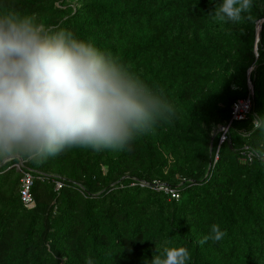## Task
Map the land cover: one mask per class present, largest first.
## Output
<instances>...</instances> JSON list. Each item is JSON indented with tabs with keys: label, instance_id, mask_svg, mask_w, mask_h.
I'll list each match as a JSON object with an SVG mask.
<instances>
[{
	"label": "trees",
	"instance_id": "1",
	"mask_svg": "<svg viewBox=\"0 0 264 264\" xmlns=\"http://www.w3.org/2000/svg\"><path fill=\"white\" fill-rule=\"evenodd\" d=\"M222 3L0 0V15L71 33L175 110L121 150L0 158V264H152L172 247L189 250L186 264H264V161L253 155L264 154V129L249 131L264 117V0L238 24L210 16ZM247 97L249 113L232 121ZM22 172L33 177L32 209ZM212 224L226 235L199 244Z\"/></svg>",
	"mask_w": 264,
	"mask_h": 264
},
{
	"label": "clouds",
	"instance_id": "2",
	"mask_svg": "<svg viewBox=\"0 0 264 264\" xmlns=\"http://www.w3.org/2000/svg\"><path fill=\"white\" fill-rule=\"evenodd\" d=\"M251 7L252 0H223L210 16L238 24ZM174 115L162 94L111 55L31 16L0 15V158L39 161L74 146L121 150ZM258 129L264 117L253 118L249 131ZM253 155L264 161L259 149ZM209 227L199 244L226 235ZM189 260L187 248L172 247L152 264Z\"/></svg>",
	"mask_w": 264,
	"mask_h": 264
},
{
	"label": "built area",
	"instance_id": "3",
	"mask_svg": "<svg viewBox=\"0 0 264 264\" xmlns=\"http://www.w3.org/2000/svg\"><path fill=\"white\" fill-rule=\"evenodd\" d=\"M264 22V21H263ZM251 107L250 97H247L243 100H238L233 104L232 107V121H241L246 115L249 113ZM248 160H250V155L247 156ZM17 170H20V166L17 167ZM20 199L22 204L27 209H32L35 206L34 200L31 196V187L33 185V177L29 172H22V177L20 180ZM61 186L58 184L57 188ZM159 190L164 191L169 194L171 198L177 199L178 194L174 190H169L165 187H158Z\"/></svg>",
	"mask_w": 264,
	"mask_h": 264
},
{
	"label": "water",
	"instance_id": "4",
	"mask_svg": "<svg viewBox=\"0 0 264 264\" xmlns=\"http://www.w3.org/2000/svg\"><path fill=\"white\" fill-rule=\"evenodd\" d=\"M260 29H261V26H258L257 29H256V34H257V35L259 34ZM249 90H250V95H252V86H251V85L249 86ZM4 162H5V161H3V163H4ZM209 169H210V166H209V168H208V170H207V174H208V172H209Z\"/></svg>",
	"mask_w": 264,
	"mask_h": 264
}]
</instances>
